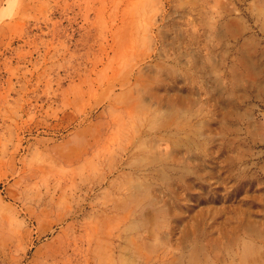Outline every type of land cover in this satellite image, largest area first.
I'll return each instance as SVG.
<instances>
[{
  "label": "rangeland",
  "instance_id": "rangeland-1",
  "mask_svg": "<svg viewBox=\"0 0 264 264\" xmlns=\"http://www.w3.org/2000/svg\"><path fill=\"white\" fill-rule=\"evenodd\" d=\"M0 264H264V0H0Z\"/></svg>",
  "mask_w": 264,
  "mask_h": 264
}]
</instances>
